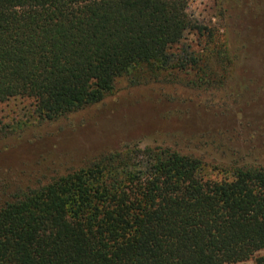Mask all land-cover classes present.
Masks as SVG:
<instances>
[{"label": "trees", "instance_id": "16d2710c", "mask_svg": "<svg viewBox=\"0 0 264 264\" xmlns=\"http://www.w3.org/2000/svg\"><path fill=\"white\" fill-rule=\"evenodd\" d=\"M187 6L0 0V104L31 99L52 122L102 103L119 78L138 85L178 68L211 84L233 63ZM188 32L207 37L204 56L170 52ZM142 157L148 178L129 170ZM201 173L192 155L129 146L20 189L0 200V264H264V167Z\"/></svg>", "mask_w": 264, "mask_h": 264}, {"label": "rangeland", "instance_id": "374dc122", "mask_svg": "<svg viewBox=\"0 0 264 264\" xmlns=\"http://www.w3.org/2000/svg\"><path fill=\"white\" fill-rule=\"evenodd\" d=\"M186 13L233 66L209 85L191 84L194 73L178 68L138 85L119 78L102 103L52 122L38 119L31 99L0 104V200L129 146L192 155L213 181L236 167H264V0H188ZM208 43L188 32L170 52L204 56ZM129 165L148 178L152 160Z\"/></svg>", "mask_w": 264, "mask_h": 264}]
</instances>
